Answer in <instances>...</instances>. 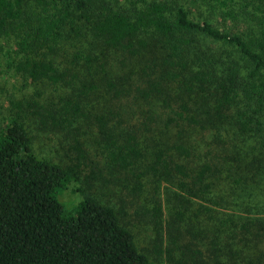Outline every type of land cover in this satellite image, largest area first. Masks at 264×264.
I'll return each mask as SVG.
<instances>
[{
  "label": "trees",
  "instance_id": "trees-1",
  "mask_svg": "<svg viewBox=\"0 0 264 264\" xmlns=\"http://www.w3.org/2000/svg\"><path fill=\"white\" fill-rule=\"evenodd\" d=\"M2 93L0 264L264 255V0H0Z\"/></svg>",
  "mask_w": 264,
  "mask_h": 264
},
{
  "label": "rangeland",
  "instance_id": "rangeland-1",
  "mask_svg": "<svg viewBox=\"0 0 264 264\" xmlns=\"http://www.w3.org/2000/svg\"><path fill=\"white\" fill-rule=\"evenodd\" d=\"M16 93H12L11 95H15ZM1 99H0V124H2V120L3 118L7 115V109L6 107L9 105V101L7 100V94H4L2 93L1 95ZM51 139H52V143H49V142H44L43 143V149H45L44 151H47L50 155H53L55 158H58V154L55 150V145H56V137L55 136H51ZM104 189V188H100L99 189V192ZM71 194H66L67 195V200L66 201H72V202H75L77 199H78V195L77 193H73L72 191V188H71V191H70ZM101 194H103L105 196V198L107 199H112L111 202L115 203L116 200H117V197H114V196H111L109 195L108 193H104V192H101ZM146 230V229H144ZM149 231L146 230L144 231L143 233H141V237H143L145 240H146V245L148 246L147 248V252L150 253L153 257L154 255L152 254V250L154 248V244L149 241L148 243V238L146 239V235ZM250 240L253 242L255 241V237L254 236H251ZM258 244V242H257ZM156 245V244H155ZM256 244H252V246H254ZM203 251L207 252V248L203 247L202 245H199ZM258 247L260 250L264 251V243H259L258 244ZM261 252L257 249V254H260ZM264 253V252H263ZM206 254V253H205ZM260 258L258 259H253V264H264V255H262V258L259 260ZM160 263V261H159ZM243 264H247V263H243Z\"/></svg>",
  "mask_w": 264,
  "mask_h": 264
}]
</instances>
